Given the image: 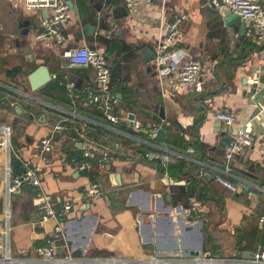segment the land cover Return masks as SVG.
I'll list each match as a JSON object with an SVG mask.
<instances>
[{"label": "crops", "instance_id": "1", "mask_svg": "<svg viewBox=\"0 0 264 264\" xmlns=\"http://www.w3.org/2000/svg\"><path fill=\"white\" fill-rule=\"evenodd\" d=\"M66 1L75 9L63 28L64 46L55 50L34 41L44 13L0 0V118L13 132L11 172L20 174L22 161H30L47 193L74 204L63 233L54 234L56 222H42L28 187L12 199L8 220L9 152L0 148V264H52L35 252L50 244L58 257L77 264H252L264 249V36L249 28L241 36L212 0H152L137 12L124 0ZM114 7L127 15L116 18L109 11ZM179 14L186 19L176 46L179 56L201 61L202 91L184 88L173 70L161 73L140 49L155 48ZM25 22L29 47L18 49L11 40ZM86 25L95 28L90 36ZM81 46L101 50L112 69L118 123L68 96L69 82L82 91L96 87L93 68H64L63 50ZM41 65L52 81L32 91L29 76ZM224 110L253 134L252 148L234 162L230 180L237 191L216 181L232 137L216 118ZM130 114L142 131L129 132ZM58 124L67 129L55 133L43 160L42 143ZM153 126L165 130L166 147L148 134ZM148 147L163 148L173 162L165 168L147 160ZM86 149L109 151L111 160L92 159L89 173L80 174L76 165ZM93 187L102 195L89 197Z\"/></svg>", "mask_w": 264, "mask_h": 264}, {"label": "built area", "instance_id": "2", "mask_svg": "<svg viewBox=\"0 0 264 264\" xmlns=\"http://www.w3.org/2000/svg\"><path fill=\"white\" fill-rule=\"evenodd\" d=\"M22 3L27 10H37L47 14L42 18L40 29L34 36L37 44H42L48 49H59L64 46L63 28L72 18L71 8L66 0H11ZM152 0H124L126 8L130 12H137L143 5L150 4ZM212 5L220 8L226 5L232 13L236 15L245 25L255 34L264 36V7L260 0H212ZM186 16L179 14L172 21L166 24V34L158 40L155 46L156 57L154 62L161 73L169 74L172 70L176 72L184 88H193L196 91L204 89L202 75V63L199 59H185L179 56L180 50L176 46L177 41L182 37L181 27ZM63 59L66 60L64 68L71 69L76 66L91 67L96 73V87L93 90L82 91L75 82L67 84L68 96L74 104L79 102L85 108L96 109L102 113L111 123H118L120 118L116 115V108L119 103L117 95L112 90V69L104 53L96 48L89 46L64 49ZM178 57V61L177 60ZM216 118L223 122L225 127L231 132V140L227 143L223 160V171L216 177L217 183L228 188L231 191H237L238 187L230 180L237 156L249 151L253 146V134L248 125L237 127L236 117L229 110L219 111ZM67 129L65 124L55 126L53 133L47 138L41 146V159H45L52 149L55 140V133L64 132ZM136 131H142L143 126L140 122L134 121ZM160 127L153 126L148 134L152 139H156ZM12 129L4 124L0 118V148H5L9 152L7 166V211L6 218L11 217L10 206L12 199L23 191L25 187L32 188L35 191V201L37 210L41 215L43 223L55 221L54 234L63 233L62 220L65 215L73 210L74 204L71 201L58 202L54 197L47 193L42 185V177L38 166L30 161H22L23 170L20 174L13 175L11 172V154H12ZM158 150L149 151L145 158L152 162H159L163 167H167L173 162V158L163 148L156 147ZM193 151L192 149H190ZM16 152L14 151L13 154ZM17 158L18 155L15 154ZM94 159L96 163L107 165L111 160L109 151H93L86 149L82 155V161L76 165V170L88 168L90 161ZM21 161V160H20ZM87 195L96 198L102 195L97 187L91 188ZM61 204L62 211H59L58 205ZM58 247L54 244L41 246L35 249L36 254L43 261L52 264H77L74 259H66L57 256ZM211 262L220 264V259H209ZM252 264H264V249L257 252L252 260Z\"/></svg>", "mask_w": 264, "mask_h": 264}, {"label": "water", "instance_id": "3", "mask_svg": "<svg viewBox=\"0 0 264 264\" xmlns=\"http://www.w3.org/2000/svg\"><path fill=\"white\" fill-rule=\"evenodd\" d=\"M101 2L105 3V0H101ZM68 5L70 8H74L73 7V3L70 1L68 2ZM97 8L99 9V6H97ZM75 9V8H74ZM103 9V7H102ZM100 9V11L102 10ZM220 13L222 14V16L225 19V23L227 25H231L234 28L239 30V34L241 36L245 35L246 32V25L236 16L232 13V11L230 10V8L226 5L221 6L219 9ZM116 18L117 17H123L127 15L126 12V8L124 7H114L111 8L109 10ZM123 13L124 14H117L116 13ZM47 17V14H44V18ZM26 29H24L17 38H12L11 40V46L13 45L14 47L18 48V49H22L24 47H29V43H28V36H29V23L25 22L24 25ZM86 30V34L87 36H90L91 34L94 33L95 28L91 25H86L85 27ZM140 49L142 50L144 56H145V60L147 63H153L155 57H156V52L154 47L152 46H146L145 44H141L140 45ZM26 51V50H25ZM28 55H31L32 52L30 49H28ZM79 67V66H78ZM29 81H30V85H31V89L32 91H37L40 88H42L43 86L49 84L52 81V76L50 74V71L48 69L47 66L45 65H41L39 66L34 72H32L29 76ZM161 118L163 120H165V116H164V108H161ZM129 120H130V129L129 132L134 134L136 133V131L133 129L134 127V115L130 114L129 116ZM157 142L160 143L161 146L166 147V132L164 129L160 128L157 137H156ZM84 173H89V169L85 168L83 170H81L80 174H84ZM24 189H28V187H25ZM263 250V249H262ZM3 255V250L0 246V256L2 257Z\"/></svg>", "mask_w": 264, "mask_h": 264}, {"label": "trees", "instance_id": "4", "mask_svg": "<svg viewBox=\"0 0 264 264\" xmlns=\"http://www.w3.org/2000/svg\"><path fill=\"white\" fill-rule=\"evenodd\" d=\"M148 150H149V151H155V150H157V149H155V148H149V147H148ZM158 163H159V162H158ZM167 167H168V166H167ZM167 167H166V168H167Z\"/></svg>", "mask_w": 264, "mask_h": 264}]
</instances>
